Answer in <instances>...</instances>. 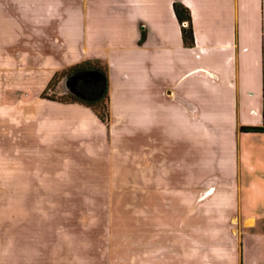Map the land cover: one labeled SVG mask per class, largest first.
Segmentation results:
<instances>
[{"label":"crops","instance_id":"crops-1","mask_svg":"<svg viewBox=\"0 0 264 264\" xmlns=\"http://www.w3.org/2000/svg\"><path fill=\"white\" fill-rule=\"evenodd\" d=\"M10 1L16 13L27 7L33 50H63L57 65L104 66L109 119L78 103L6 95L0 57V193L35 191L21 186H36L38 170L67 174L71 152L99 153L139 130L126 167L138 151L143 190L169 184L189 208L179 221L189 248L175 249L172 264H264V132L239 130L264 127V0ZM174 2L189 12L192 47L182 45ZM52 62L32 57L38 93ZM21 79L13 74L10 87Z\"/></svg>","mask_w":264,"mask_h":264},{"label":"rangeland","instance_id":"rangeland-1","mask_svg":"<svg viewBox=\"0 0 264 264\" xmlns=\"http://www.w3.org/2000/svg\"><path fill=\"white\" fill-rule=\"evenodd\" d=\"M0 5L4 8L0 11V57H5L6 95L13 90L39 96L45 89L42 99L69 101L72 96L64 82L75 63L57 65L61 49H44L42 44V49H32L23 1L20 13L13 11L10 0H0ZM32 57L51 60L56 68L40 93L41 76L29 77L34 72ZM11 73L21 74L19 89L10 87ZM119 137L99 153L71 152L67 174L52 170V178H47L38 170L36 186H21L35 191L0 193V219L6 222L0 230L11 229L6 236L0 234V252L8 255L6 261L16 264L19 255L21 264H172L175 249L189 248L183 235L186 229L179 223L189 215V208L183 207L182 197L169 184L158 192L156 187L143 190L139 152L132 155V167H126L123 151L139 148V130L131 138Z\"/></svg>","mask_w":264,"mask_h":264},{"label":"trees","instance_id":"trees-1","mask_svg":"<svg viewBox=\"0 0 264 264\" xmlns=\"http://www.w3.org/2000/svg\"><path fill=\"white\" fill-rule=\"evenodd\" d=\"M172 9L177 23L180 26V37L181 42L184 47H192L193 38H192V29L190 23V15L188 10L178 2L172 4ZM144 32L140 30L139 41L143 39ZM97 61H85L80 62L79 64H74L68 69H81L80 74L85 72H96L98 76L95 78L93 76L90 80L89 85H94L93 88V98L92 100H82L76 97H71L69 101H58L60 103H78L89 108L96 118L103 124L107 125L109 115H108V96L106 89V72L105 68H100ZM48 85V84H47ZM46 85V87H47ZM45 87V88H46ZM45 90V89H44ZM44 90L39 94V98L43 97ZM47 100H53L51 98H45ZM56 101V100H55ZM242 132H264V127H240Z\"/></svg>","mask_w":264,"mask_h":264},{"label":"flooded vegetation","instance_id":"flooded-vegetation-1","mask_svg":"<svg viewBox=\"0 0 264 264\" xmlns=\"http://www.w3.org/2000/svg\"><path fill=\"white\" fill-rule=\"evenodd\" d=\"M80 71L81 69L73 70L71 76H77L78 74H80ZM92 78L93 77H77L76 79L70 81H67L66 79L64 82V86L70 96L89 101L93 98V88L95 87L94 85H89Z\"/></svg>","mask_w":264,"mask_h":264},{"label":"water","instance_id":"water-1","mask_svg":"<svg viewBox=\"0 0 264 264\" xmlns=\"http://www.w3.org/2000/svg\"><path fill=\"white\" fill-rule=\"evenodd\" d=\"M93 76L97 77V76H98V73H96V72H92V71H90V72H85V73H83V74H78L77 76H71V77H69V78L67 79V81H70V80L76 79L77 77H79V78H83V77H93Z\"/></svg>","mask_w":264,"mask_h":264}]
</instances>
